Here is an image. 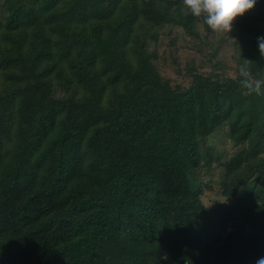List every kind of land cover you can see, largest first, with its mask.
<instances>
[{
    "label": "trees",
    "instance_id": "obj_1",
    "mask_svg": "<svg viewBox=\"0 0 264 264\" xmlns=\"http://www.w3.org/2000/svg\"><path fill=\"white\" fill-rule=\"evenodd\" d=\"M4 7L0 264H255L264 256V201L243 195L212 212L188 179L230 91L244 87L252 104L244 133L252 149L226 165L225 193L238 191V170L264 151V15L247 12L232 26L234 86L194 74L178 91L161 79L149 43L168 24L199 37L180 0ZM54 77L69 97H53Z\"/></svg>",
    "mask_w": 264,
    "mask_h": 264
},
{
    "label": "rangeland",
    "instance_id": "obj_2",
    "mask_svg": "<svg viewBox=\"0 0 264 264\" xmlns=\"http://www.w3.org/2000/svg\"><path fill=\"white\" fill-rule=\"evenodd\" d=\"M180 1L185 4V0ZM248 13L264 15V0H257ZM6 16L4 0H0V27L5 24ZM196 18L198 38L189 37L180 27L168 24L157 31L156 39L150 41L149 52L158 74L172 89L178 91H186L191 87L194 74L209 78L217 85L230 86L231 83L234 86L239 64L235 37L231 30H213L202 18ZM240 19L242 17L235 19L233 25ZM261 76L264 79V74ZM52 86L54 98H66L71 94L65 90L63 82L58 83L55 77ZM225 104L219 111L220 123L199 141L198 157L188 171L190 186L198 191L204 208L212 212L234 206L243 195L256 197L258 204L264 201V151L255 155L253 168L238 170L245 172L238 191L224 192L223 183L228 179L229 172L226 165L240 151L252 149L249 140L244 139V133L249 128L248 122L252 119V104L246 97L244 87L230 91Z\"/></svg>",
    "mask_w": 264,
    "mask_h": 264
},
{
    "label": "clouds",
    "instance_id": "obj_3",
    "mask_svg": "<svg viewBox=\"0 0 264 264\" xmlns=\"http://www.w3.org/2000/svg\"><path fill=\"white\" fill-rule=\"evenodd\" d=\"M256 3L257 0H185L193 16L202 18L211 29L222 32H229L234 20L253 9ZM257 44L264 54V36L257 37ZM255 264H264V256L257 258Z\"/></svg>",
    "mask_w": 264,
    "mask_h": 264
}]
</instances>
